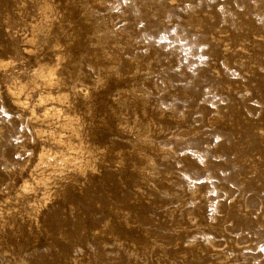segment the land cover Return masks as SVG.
I'll return each instance as SVG.
<instances>
[{"label":"rangeland","instance_id":"374dc122","mask_svg":"<svg viewBox=\"0 0 264 264\" xmlns=\"http://www.w3.org/2000/svg\"><path fill=\"white\" fill-rule=\"evenodd\" d=\"M0 264H264V0H0Z\"/></svg>","mask_w":264,"mask_h":264},{"label":"bare ground","instance_id":"6f19581e","mask_svg":"<svg viewBox=\"0 0 264 264\" xmlns=\"http://www.w3.org/2000/svg\"><path fill=\"white\" fill-rule=\"evenodd\" d=\"M154 1V0H153ZM159 1V0H158ZM167 1V0H166ZM185 6V5H184ZM198 19V18H197ZM40 29V28H39ZM50 31V30H49ZM31 38V37H30ZM30 38H28V40L30 39ZM32 39V38H31ZM45 39V38H44ZM27 40V39H26ZM35 43V42H34ZM32 44V43H31ZM35 45V44H34ZM33 45V46H34ZM56 50V49H55ZM9 63L10 62H5V61H1V65L2 66H4V68L7 66L8 67V65H9ZM39 64V63H38ZM42 64V63H41ZM38 67V66H37ZM44 67V66H43ZM42 67V68H43ZM52 67V66H51ZM48 68V69H45V68H43V69H41L40 71H37V72H39V75H41V76H43V77H45L46 78V82H50V79L54 76V74H55V72H54V69L53 68ZM40 69V68H39ZM6 71V70H5ZM37 75H38V73H37ZM56 76V75H55ZM40 77V76H39ZM38 78V77H37ZM41 78V77H40ZM34 79H36V77L34 78ZM32 82H33V79H32ZM36 81H34V83H35ZM55 83H57V82H55ZM14 84V83H13ZM17 84V83H16ZM20 84V83H19ZM23 84V83H22ZM32 85V84H31ZM24 86L25 85H19V86H16V87H14V88H9L8 87V89H9V93H11L12 95V97H14V100L16 101V103L19 105H17L18 107H22V108H27L28 107V100H27V98L26 99H22V97H21V95H22V93H23V90H25L24 89ZM26 86H27V84H26ZM47 93V92H46ZM10 95V94H9ZM27 96H29L28 94H27ZM56 96V95H55ZM25 98V97H24ZM29 98V97H28ZM61 99V98H60ZM43 100H44V97H41L40 98V102H41V104H42V102H43ZM21 108V109H22ZM53 110V109H52ZM23 111H24V109H23ZM29 111V110H28ZM50 111H51V109L50 108H48L47 107V109H46V111H45V117L47 118L48 117V114L50 113ZM30 115H31V118L32 119H36V120H40L39 118H40V116H39V114H38V112H37V110L35 109V108H32L31 110H30ZM29 115V116H30ZM42 115V114H41ZM20 116V115H19ZM68 117V116H67ZM66 117V118H67ZM74 117V116H73ZM45 118V119H46ZM43 118H41V120H42ZM35 120V121H36ZM47 120H48V118H47ZM57 120H58V118H57ZM34 121V122H35ZM43 121V120H42ZM32 122V121H31ZM30 123V122H29ZM66 123V122H65ZM71 127V126H70ZM75 129V128H74ZM81 129V128H80ZM39 130V129H38ZM37 130V131H38ZM61 130V129H60ZM56 131V130H55ZM51 132V131H50ZM64 132V131H63ZM36 134H37V132H36ZM38 134H41L39 131H38ZM54 135V134H53ZM76 135V134H75ZM36 136H40V135H36ZM48 137V136H47ZM51 139V138H50ZM55 144H56V142H55ZM77 145V144H76ZM43 151V150H42ZM49 151V150H48ZM45 152V151H44ZM44 152L40 155V160L41 161H43V160H45V159H53V157L52 156H50L49 154H44ZM47 152V151H46ZM69 152V151H68ZM51 153V152H50ZM54 153H56V152H54ZM53 153V154H54ZM57 153H58V151H57ZM61 153V152H60ZM60 153H59V155H60ZM76 153V152H75ZM81 153H83V152H81ZM55 155V154H54ZM66 155H68V154H66ZM83 155V154H82ZM64 156V155H63ZM57 157V155L55 156V158ZM59 157H61V156H59ZM58 158V157H57ZM72 158V157H71ZM62 159H64V158H62ZM66 159V158H65ZM53 160H55V159H53ZM53 160H52V162H53ZM58 161H59V159H57ZM61 160V159H60ZM51 161V160H50ZM79 161V160H78ZM86 161V160H85ZM89 162V161H88ZM45 163H47V161L45 162ZM51 163V162H50ZM74 163V162H73ZM86 164V163H85ZM57 165V164H56ZM79 165V164H78ZM64 166V165H63ZM67 166V165H66ZM70 166V165H69ZM57 168V167H56ZM62 168V167H61ZM63 169V168H62ZM74 169V168H73ZM57 170V169H56ZM58 172V171H57ZM61 172V171H60ZM59 172V173H60ZM58 173V174H59ZM28 183L29 182H24V188H26L27 187V185H28ZM32 186V185H31ZM30 186V187H31ZM28 187H29V185H28ZM29 190V189H28ZM45 190V189H44ZM25 191V190H24ZM42 193V192H41ZM31 194V193H30Z\"/></svg>","mask_w":264,"mask_h":264}]
</instances>
